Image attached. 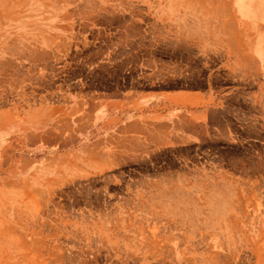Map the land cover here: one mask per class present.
Segmentation results:
<instances>
[{
    "label": "rangeland",
    "instance_id": "obj_1",
    "mask_svg": "<svg viewBox=\"0 0 264 264\" xmlns=\"http://www.w3.org/2000/svg\"><path fill=\"white\" fill-rule=\"evenodd\" d=\"M0 264H264V6L3 0Z\"/></svg>",
    "mask_w": 264,
    "mask_h": 264
},
{
    "label": "bare ground",
    "instance_id": "obj_2",
    "mask_svg": "<svg viewBox=\"0 0 264 264\" xmlns=\"http://www.w3.org/2000/svg\"><path fill=\"white\" fill-rule=\"evenodd\" d=\"M2 2L3 0H0V5L2 4ZM244 4H246V0H237V5L244 6ZM257 4L264 6V0H257Z\"/></svg>",
    "mask_w": 264,
    "mask_h": 264
},
{
    "label": "crops",
    "instance_id": "obj_3",
    "mask_svg": "<svg viewBox=\"0 0 264 264\" xmlns=\"http://www.w3.org/2000/svg\"><path fill=\"white\" fill-rule=\"evenodd\" d=\"M245 5V4H244ZM241 7H243V6H241ZM258 11H259V8H258ZM259 25L257 24V27H258ZM258 31H261V30H258ZM248 43H249V45H248ZM247 43V45H248V48H249V50L253 53V50H252V47H251V44H250V42H248ZM258 51H261V39H259V41H258ZM259 54H261L260 52H259ZM258 58V57H257ZM259 59V58H258ZM260 60V59H259Z\"/></svg>",
    "mask_w": 264,
    "mask_h": 264
}]
</instances>
